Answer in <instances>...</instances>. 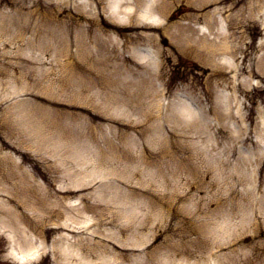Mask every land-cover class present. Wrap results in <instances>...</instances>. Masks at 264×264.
I'll use <instances>...</instances> for the list:
<instances>
[{
  "label": "rangeland",
  "instance_id": "374dc122",
  "mask_svg": "<svg viewBox=\"0 0 264 264\" xmlns=\"http://www.w3.org/2000/svg\"><path fill=\"white\" fill-rule=\"evenodd\" d=\"M18 7L9 0L0 1V24L6 19L3 16H13ZM184 8L183 4L176 5L174 15L166 18L154 16L152 26L144 28L147 35L141 43L131 46L133 49L121 47L119 54L113 56L128 57L130 62L113 66L74 64V60L80 59L75 34L78 27L91 23L85 10L77 16H65L67 10L58 16H43L54 22L68 20L71 32L58 47L41 52L40 46L49 42L43 38L35 40L32 49L23 54L25 48L17 52L11 43L7 45L13 54L10 64L5 65L2 80L11 81L8 91L2 93L0 114L4 112L6 116L5 131L15 140L20 134L21 142L2 146L0 151L1 155L2 151L12 153L13 166L19 172L27 171L34 190L26 200L28 205L23 202V195L12 201V207L31 219L20 220L11 212L0 211V226H4V217L11 218L18 238L37 241L31 253L36 256L41 249L44 254H38L33 263L7 256L10 243L1 229L0 263L73 264L74 260L58 261L60 246L76 248L78 245L70 242L79 238L93 242L90 249L94 250L102 242L111 244L108 236L112 227L130 235L136 225L142 227L141 245L122 249L145 253L162 240L157 235L167 223L177 221L179 216L186 220L196 207L200 210L217 205L215 199H209L216 187L225 185L214 181L218 173L207 170L210 164L205 157L211 158L217 152L220 157L233 159L255 151L244 143L234 152L229 151L239 133L237 129L241 128L237 118L242 113L251 112L253 121L246 119L244 123L254 125V138L264 146V131L261 137L256 131L258 125L264 128V89L257 90L255 98L239 89L241 113L237 112V102L236 107L233 102L229 114L232 119L228 116L226 94L232 95L233 90L222 72L230 71L229 63L219 60L217 53L211 60L215 58L214 68L220 72L214 73L213 61L207 64L191 51L179 49L178 54H172L170 28L163 24L188 20L183 15L191 10ZM103 12L108 14L104 8ZM98 17L101 24L102 18L121 24L128 20ZM195 24L209 35L204 17ZM259 28L258 34L249 29L242 42L245 47L249 40H255L258 48L251 59L264 53L260 47L264 43V26ZM225 29L232 28L226 25ZM236 30L241 28L237 26ZM148 35L157 38L155 44L147 40ZM20 55L28 65L15 67L13 60L18 61L16 57ZM27 55L32 56L33 63ZM38 56L45 60L34 59ZM252 82L264 86L258 75ZM14 127L16 130L11 133ZM187 156L193 170L180 164L172 171L173 163ZM74 177L80 178L79 185H73ZM200 219L195 217L191 221L197 224ZM65 222L73 224L66 226ZM204 228L207 227L202 225L201 231L186 237L191 238L190 246L196 250L198 263L213 264L216 256L212 243L204 238ZM199 236V243H194L193 239ZM263 237L261 231L256 238ZM233 241H227L222 251H229ZM99 260H103L102 256L97 255L96 261Z\"/></svg>",
  "mask_w": 264,
  "mask_h": 264
},
{
  "label": "bare ground",
  "instance_id": "6f19581e",
  "mask_svg": "<svg viewBox=\"0 0 264 264\" xmlns=\"http://www.w3.org/2000/svg\"><path fill=\"white\" fill-rule=\"evenodd\" d=\"M9 2L17 3L19 7L16 8L13 16H3L6 19L0 24V99L2 93L8 91V83L11 81L2 80V73L7 69L5 65L10 64L9 58L13 54V51L7 47L9 43L17 52L25 48L21 52L23 54L24 50L32 49L35 40L43 38L49 42H44L40 46L42 52L49 50L50 47L60 46L70 34L68 20L54 22L43 16H58L60 12L66 10L65 16H77L80 12L86 11L87 16H91V23L78 27V32L75 34L78 43L76 54L80 59L74 60V64L113 66L111 64L130 62L128 57L118 59L113 56L119 54L121 47L133 49L137 43H141L147 35L144 28L152 26L154 16H173L175 6L182 4L184 9L191 10L183 15L187 16L188 20L164 24L166 28H170L168 34L172 37V54H178L179 49L191 51L207 64L213 61L214 73L220 71L214 68L216 61L215 58L211 60V57L219 53V60L229 63L230 71H222L233 90V96L226 94L230 111L228 116L234 118L229 115L233 111V102L235 107L237 102V112L241 113L237 94L239 89L247 96L251 95L252 98H255L254 93L257 90L264 89L260 82L258 84L252 82L257 75L264 80V53L260 57L255 54L251 59L252 52L258 48L255 40H249L245 47L242 43L248 37L246 32L249 29L253 34L261 32L259 27L264 26V0H9ZM103 8L108 14L103 12ZM98 16H114L115 21L128 17V20L126 24H121L102 18L103 24H101ZM201 17H204L208 25L209 35L194 24ZM225 23L232 29H225ZM237 26L241 28L240 31L236 30ZM147 40L155 44L157 38L148 35ZM206 46L211 49L208 50ZM260 47L264 49V43ZM26 57L33 63L31 55ZM16 58L18 61L13 60L16 63L15 67L26 64L21 55ZM34 59L45 60L41 56ZM195 79L198 81V78L195 77ZM193 87L198 89L195 83ZM224 101H226L225 97ZM246 106L247 109L251 108L249 105ZM185 108L188 110V107ZM3 113L0 114V132H3L0 150L2 146L7 147L15 145L18 141L21 142L20 134L15 140L11 139L9 132L5 131L6 116ZM237 119L241 123V128L237 129L239 133L229 146V151L234 152L242 143L252 146L255 151L251 150V155L241 154L233 159L220 157L217 152H214L211 158H204L210 164L207 170H216L218 173L219 177H214V181L224 183L225 186L216 187L212 198L209 199L217 201L215 207L205 206L200 210L196 207L191 215H188L191 218L201 217L199 223L196 224L195 220L191 221L188 217L184 220V216H179L177 221L165 225L161 233L157 235L161 236L162 240L145 253L122 249L141 245L142 227L140 225H136L132 230L129 229L130 235L124 233L121 228L118 230L112 227L108 236L111 244L102 242L99 248L91 250L90 244L93 242H82L76 238L70 243H75L78 247L64 248L67 246L65 244L64 247L60 246L58 261L74 260L73 264H199L196 250L190 246L191 238L186 235L199 231L204 225L207 227L204 228V238L212 243L213 254L216 256L214 264H264L262 260L264 259V242L260 241L264 237L256 238L259 232H264V146L261 140L254 138V125L244 123L246 119L253 121L251 112L242 113ZM15 130L16 127L14 131L11 130V133ZM256 131L258 137L259 135L261 137L264 128H259L258 125ZM213 150L214 148L211 149ZM14 160L12 153L2 151L1 155L0 151V194L3 199L0 203V211L11 212L20 220L24 218L30 220L28 215L12 207V201H17L21 195H23V202L28 205L26 200L34 190L31 177L26 170L22 172L16 170L13 166ZM180 164L193 170L189 156L175 161L172 171H175ZM80 182L79 177H74L73 185H79ZM212 185L214 186L213 183ZM209 203L211 202H207ZM10 219L2 222L4 226L12 229L13 226L10 223L13 220ZM72 224L65 222L66 226ZM28 226L31 225L28 224ZM178 230L180 232L177 235ZM7 236L13 241L9 254L20 261L25 260L29 251L36 247L37 241L18 238L13 230L7 232ZM196 237L193 242L199 243L200 236ZM231 238L234 239V243L229 251H222L223 245ZM246 240L248 242H245ZM239 241L241 242L237 243ZM95 244L99 243L95 242ZM84 248L89 249L83 252ZM194 254L196 257H193ZM97 255L102 256L103 260L96 261Z\"/></svg>",
  "mask_w": 264,
  "mask_h": 264
}]
</instances>
